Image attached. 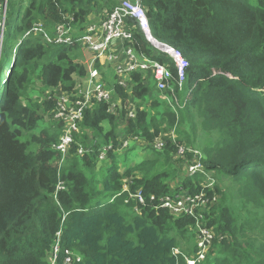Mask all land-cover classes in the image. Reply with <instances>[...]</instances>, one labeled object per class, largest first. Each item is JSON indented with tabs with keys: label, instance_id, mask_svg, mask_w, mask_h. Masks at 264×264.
I'll use <instances>...</instances> for the list:
<instances>
[{
	"label": "trees",
	"instance_id": "obj_1",
	"mask_svg": "<svg viewBox=\"0 0 264 264\" xmlns=\"http://www.w3.org/2000/svg\"><path fill=\"white\" fill-rule=\"evenodd\" d=\"M122 1L8 0L6 27L12 26L0 57V264H52L57 243L54 264H188L174 251L196 258L197 223L214 235L197 264H264V0H141L154 39L189 62L182 90L175 87L179 106L153 102L151 74H132L129 89L118 75L113 83L106 78L116 108L100 103L84 113L61 171L65 189L56 191L61 157L52 146L64 129L53 122L57 95L73 93L88 67L70 56L86 47L57 44L55 30L85 31L94 13L104 19ZM35 24L44 25L51 42L43 34L23 38ZM128 25L133 39L124 46L169 66L176 79L171 58L148 42L135 20ZM38 71L40 89L33 80ZM147 101L153 113L141 109ZM173 129L176 141L167 136ZM156 139L165 142L162 151L154 149ZM178 146L187 149L183 158ZM131 149V160H118ZM142 150L148 152L143 160ZM196 161L204 172L190 176ZM211 173L216 182L233 181L237 205L217 183L209 187ZM138 191L145 205L130 198ZM202 192L209 200L200 207L203 219L200 211L197 218L181 217L158 204Z\"/></svg>",
	"mask_w": 264,
	"mask_h": 264
},
{
	"label": "built area",
	"instance_id": "obj_2",
	"mask_svg": "<svg viewBox=\"0 0 264 264\" xmlns=\"http://www.w3.org/2000/svg\"><path fill=\"white\" fill-rule=\"evenodd\" d=\"M8 11V0L0 3V57L4 46V35L6 29V16ZM133 19L150 44L155 48L167 54L175 67L177 78L175 79L169 66L163 65L160 62L134 51L130 47H125L124 43H131L133 39L132 27L128 25V20ZM32 34H43L49 42L50 37L46 34V29L43 24H35L34 27L28 31L23 38H28ZM55 38L57 44H79L86 47L92 52V58L85 64L88 67V75L83 81L77 85L75 91L69 95L58 93L57 107L53 115L54 120L63 123L64 129L58 141L52 146L53 150L59 153L61 159L58 166V184L56 191L65 189V183L61 180V171L70 157V151L75 143L76 136L80 133V123L83 115L89 110H93L100 103H109L111 108H116V103L113 102V89L108 88L102 81L100 73L96 68V63L104 58L110 62H117L121 60L116 66V74L121 78L118 84L121 87H128V80L134 73H150L156 82L157 91L165 98V102L173 110L179 106L175 87L182 90L186 81V72L189 68V62L183 57L182 53L176 48L159 43L154 39L151 33L149 19L145 9L142 6L141 0H124L115 8L110 14L99 22L89 23L86 30L82 33H77L74 27L66 25H59L55 30ZM21 43V42H20ZM118 43H121L120 49ZM127 78V80H125ZM116 96V95H115ZM114 96V97H115ZM130 118H135L133 111L129 112ZM129 146V141H125L123 149ZM153 147L157 151H162L165 147V142L161 139H156ZM109 147L107 150H110ZM187 149L183 146H178V158H183L186 155ZM87 151L80 146L78 154L83 155ZM198 157L199 152H195ZM101 159L105 158L102 153ZM204 167L200 161H196L188 166V173L194 176L197 173H203ZM212 184V183H211ZM209 184L210 188H213ZM128 191V186H124L123 193ZM130 198L138 205H145V197L142 191L130 194ZM152 201H157L155 196H151ZM214 197H213V199ZM129 203V202H127ZM209 200L205 198V193L202 192L196 195H181L166 196L158 200L159 206L163 209L169 210L172 214L181 217L197 218V212L200 211L204 205L208 204ZM201 215V217H200ZM199 218H204L202 210ZM199 220V219H198ZM61 231L58 232L60 236ZM196 258L190 259L182 254L178 249L174 251V255H182L188 264H197L205 260L207 253L214 243V235L202 223H197L196 231ZM60 247L59 243L53 252L52 264L55 263ZM70 261V260H68Z\"/></svg>",
	"mask_w": 264,
	"mask_h": 264
},
{
	"label": "rangeland",
	"instance_id": "obj_3",
	"mask_svg": "<svg viewBox=\"0 0 264 264\" xmlns=\"http://www.w3.org/2000/svg\"><path fill=\"white\" fill-rule=\"evenodd\" d=\"M92 19H94V22L95 21H97V20H99L98 19V15H97V13H94L93 15H92ZM11 26H12V24L11 25H9V27L7 26L6 27V32H5V34H7L8 33V28H11ZM1 32V31H0ZM11 32H13V31H11ZM12 40H13V44L15 45V42H17V40L15 39V34L14 33H12ZM91 55L92 54H90L88 51H86V50H82V49H80V50H76V51H73L72 53H70V56H71V58H74V59H79V61L80 62H83V61H85L86 59H88V58H92L91 57ZM46 62V60H44L43 62H41L39 65L40 66H42L44 63ZM10 64H11V60L10 61H8L7 63H6V68L4 69V75H2V77H1V80H5V76H6V74H7V72H8V68H9V66H10ZM107 70H110V68H108ZM113 70V69H112ZM114 71V70H113ZM110 71H108V73H109ZM38 73H39V71L37 72V73H35V75L33 76V80L35 81V84H36V88L37 89H40V81L37 79L38 78ZM143 74H150V73H143ZM129 79H131V78H129ZM128 84H129V86L128 87H126L127 89H129L130 88V86H131V83H130V81L128 80ZM130 93V92H129ZM188 95L189 94V92L187 91V90H185L181 95L183 96V95ZM37 96V94H35L34 92L32 93V97H36ZM115 97L113 96V102H115L116 103V100L114 99ZM162 98H165L163 95H161V93L159 92V91H157L156 90V98L154 99V97H152V99H154L153 100V102L154 101H159L160 103L162 102V103H164L165 104V102H163V99ZM153 102H150V101H147V102H144V106L142 107L141 106V109H144L145 108V106H148L149 108V111L150 112H152L153 113V111H154V109L152 108V105H153ZM161 103V108H163V107H165L164 106V104H162ZM166 105V104H165ZM167 106V105H166ZM134 108H136V105H134ZM133 112H134V114H135V110H133ZM178 120H180V117L178 118ZM45 121H42V122H40V126H43L45 123H44ZM54 123L56 122V123H59V122H57V121H53ZM59 124H61V123H59ZM58 124V125H59ZM178 125H179V123H178ZM45 126V125H44ZM43 126V127H44ZM38 130H41V128L39 127V129ZM178 135H180L179 133H178V131H177V129H173V131L172 132H170L169 133V135H167V136H169L173 141H176V139H177V136ZM130 143H131V141H130ZM133 146H134V143L132 142L131 143V148H133ZM142 147V146H141ZM133 153V149H131V150H125L124 152H121V153H119L118 155H117V157H118V160H124L125 159V156H127L130 160H131V154ZM139 155L140 156H143V157H141V160H143L144 159V157H146L147 155H148V152H146V150H142V151H140V153H139ZM215 174L214 173H211V174H208L207 175V178H209V179H213L214 181L212 182V184H211V186H213L214 184H216L217 183V185L220 187V189H222L223 190V192H224V194L226 193L227 195H228V197L229 198H231V197H233L234 199H232V204H234V205H237V202H239V200L238 199H236V192H235V185L233 184V181H230V180H226L224 183H222V182H216L215 181V179H214V176ZM208 181H210V180H208ZM215 186V185H214ZM213 186V187H214ZM218 199H219V197H218ZM215 202V201H214ZM188 244L189 245H194L195 244V242H194V240L191 238V236H189V238H188Z\"/></svg>",
	"mask_w": 264,
	"mask_h": 264
},
{
	"label": "crops",
	"instance_id": "obj_4",
	"mask_svg": "<svg viewBox=\"0 0 264 264\" xmlns=\"http://www.w3.org/2000/svg\"><path fill=\"white\" fill-rule=\"evenodd\" d=\"M92 19V18H91ZM93 21H94V19H92ZM102 19H99V20H97L96 22H99V21H101ZM77 31V30H76ZM82 32H84V30L82 31ZM82 32H80V31H77V33H82ZM80 49H82V50H86V51H88L90 54H92V52H90L88 49H86V48H80ZM93 56V54L91 55V57ZM91 58H88V59H86L85 61H83V63H86V62H88L89 60H90ZM120 61L121 60H118L117 62H110V61H108L107 60V58H104V59H101V60H99L98 61V66L99 67H97V65H96V68L98 69V71H99V73H100V76H101V79H102V81L105 83V85L108 87V88H110L111 86H108V84L106 83V78H107V80L108 81H110V83H113V81H114V76H116L117 74H115V71H116V66H118V64L120 63ZM108 68H110V70H107ZM114 71H113V70ZM108 71H110L109 73H108ZM119 80H120V78H119ZM125 80H127V78L125 79ZM118 82V81H117ZM136 140H138V139H136ZM139 147H144L145 146V143L142 141V140H140V141H138V144H137ZM138 156L141 158V157H143V156H140L139 154H138ZM145 159H146V157H144Z\"/></svg>",
	"mask_w": 264,
	"mask_h": 264
}]
</instances>
